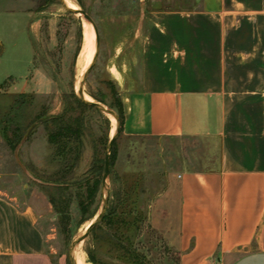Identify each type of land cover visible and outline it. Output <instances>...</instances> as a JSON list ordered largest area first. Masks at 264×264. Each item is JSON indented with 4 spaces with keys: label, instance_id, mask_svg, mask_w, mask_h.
Listing matches in <instances>:
<instances>
[{
    "label": "rangeland",
    "instance_id": "rangeland-1",
    "mask_svg": "<svg viewBox=\"0 0 264 264\" xmlns=\"http://www.w3.org/2000/svg\"><path fill=\"white\" fill-rule=\"evenodd\" d=\"M74 1L94 18L100 33V52L84 91L102 97L101 103L115 110L129 81L122 84L114 79L110 64L126 68L125 74L129 75L154 12L194 5V0ZM85 22L93 31L92 45L82 66L80 54L88 37ZM94 31L91 22L82 14L66 10L60 0H0V114L12 107L18 94H25L28 104L22 123L24 135L34 125L16 148L0 127V190L21 207H36L45 251L54 264H71V244L84 233L87 222L100 213L105 195L111 208L119 204L120 197L127 200L124 207L117 208L119 214L125 212L124 224L115 232L105 222L78 245L89 264H94L89 252L98 264H137L123 244L145 258L147 264H180L179 252L166 237L169 226L162 200L166 174L170 168L208 164L210 159L204 154L209 146L198 137L160 141L126 135L122 130L113 146L108 189L103 190L105 155L114 120L97 108L83 109L74 102L92 58ZM96 47L95 31V51ZM68 108V117L83 116L86 128L81 150L62 154L49 140L44 121ZM96 178L101 180L99 191L84 211L79 194L86 191L87 180L93 182ZM59 183L69 186L63 192L68 204L61 212L52 202V197H61V191L54 188Z\"/></svg>",
    "mask_w": 264,
    "mask_h": 264
},
{
    "label": "crops",
    "instance_id": "crops-1",
    "mask_svg": "<svg viewBox=\"0 0 264 264\" xmlns=\"http://www.w3.org/2000/svg\"><path fill=\"white\" fill-rule=\"evenodd\" d=\"M141 46L129 75L109 66L129 81L124 133L209 146L208 164L166 174V237L180 264H264V0L155 11ZM38 220L0 190V264H54Z\"/></svg>",
    "mask_w": 264,
    "mask_h": 264
},
{
    "label": "trees",
    "instance_id": "trees-1",
    "mask_svg": "<svg viewBox=\"0 0 264 264\" xmlns=\"http://www.w3.org/2000/svg\"><path fill=\"white\" fill-rule=\"evenodd\" d=\"M81 3V2H80ZM82 4V3H81ZM83 5V4H82ZM96 101L104 102L102 97H97L95 94L90 93ZM75 99V106L86 109L87 107L93 108L94 106L84 103L78 96V94L74 95ZM27 96L25 94H18L15 99L12 107L6 112L0 114V127L2 130V133L6 140L13 146L18 147V145L21 143L22 139L24 138V130L22 127L23 120L26 117V110H27V104L26 101ZM117 112L120 116V122H121V129L120 132L123 130L124 121H125V112H124V105L121 98L117 101ZM71 108H74L73 105H71ZM95 108V107H94ZM112 108V106H111ZM115 109V108H113ZM69 108L66 110V112L51 116L47 120L44 121V123L48 127V133H49V140L57 145L58 150L60 153L65 154L71 151L81 150V146L83 145V136L85 133V120L83 116H77V117H68ZM119 132V133H120ZM116 142V141H115ZM114 160V149H112V164ZM102 168V166H101ZM101 180L99 178H96L93 180H87L84 184L87 186L86 191L79 194V200L82 210L87 211L89 208V205L92 204L94 201L100 186ZM58 184V183H57ZM57 190H60L61 197L60 201L56 199L55 197H52V202L56 206V208L59 209V212L65 210V205L68 204V198L63 194L64 190H67L69 186L60 184L54 185ZM120 196V194H119ZM127 199V198H126ZM119 204H117L116 207H109L110 209H107L106 214L104 215L102 221L94 227L92 230V234L97 231V229L105 222L109 223L115 228V232H118L121 224H124V216L125 213L124 210L122 214H119L118 209L119 207H124L123 205L126 204L127 200L119 198ZM65 212V211H64ZM121 213V212H120ZM92 217V216H91ZM127 252H129V256L133 258L137 264H147L145 261V258H143L140 254L134 252L127 244L122 245ZM90 260L94 262V264H98L96 261V258L94 255L89 252Z\"/></svg>",
    "mask_w": 264,
    "mask_h": 264
},
{
    "label": "water",
    "instance_id": "water-1",
    "mask_svg": "<svg viewBox=\"0 0 264 264\" xmlns=\"http://www.w3.org/2000/svg\"><path fill=\"white\" fill-rule=\"evenodd\" d=\"M60 2L62 3V5L64 6V8L66 10H68L70 12L82 14L89 22H91L93 24V26L95 28V31H96L97 47H96L95 56H94L92 62L90 63V65L88 66V68L86 69V71L82 75V79H81L79 87L77 89V94H78L79 98L84 103L92 105L95 108H97V109H99V110H101V111H103V112H105L107 114H111L117 119L116 132H115L114 135H112L110 137V140L108 142L107 149H106V155H105V169H104V175H103V186H102V189L103 190H107L108 189V184H109V181H110V175H111L112 149H113L114 143H115V141H116V139H117V137L119 135L120 128H121L120 116H119L118 112L115 109H113L111 107H108L107 105L102 104L99 101H92V100L87 99L86 93L84 91L86 80H87L89 74L91 73L94 65L96 64V61H97V58H98V55H99V52H100V44H99L100 33H99V28H98L94 18L89 14V12L86 9L81 8V7L79 9L73 8L65 0H60ZM33 128H34V125L32 127H30L29 131L26 133V135L24 136L22 141L27 139L30 131ZM17 157H18V154H17ZM20 163H21V161H20ZM108 199H109V197H107L105 195L103 208L100 211V213L95 217V219L93 220L91 225L88 228H86L84 233H82L79 237H77L72 242L71 248H70V261H71V264H77V261H76V249H77L78 245L82 241H84L91 234V232L94 229V227L96 225H98L102 221L104 215L106 214V211H107V208H108Z\"/></svg>",
    "mask_w": 264,
    "mask_h": 264
},
{
    "label": "bare ground",
    "instance_id": "bare-ground-1",
    "mask_svg": "<svg viewBox=\"0 0 264 264\" xmlns=\"http://www.w3.org/2000/svg\"><path fill=\"white\" fill-rule=\"evenodd\" d=\"M66 1V0H65ZM73 4H70V3H68L67 1V3L71 6V7H73V8H76V9H79L80 8V6H79V4L76 2V1H74V0H70ZM85 24H86V26H87V29H88V37H87V35H86V38H85V42H84V49L82 50V52H81V54H80V56H81V59H82V66H83V62H84V58H85V56H86V54L89 52V50H90V48H91V45H92V27L88 24V22H85ZM95 31H94V48H93V52H92V58H91V61H90V63L92 62V60H93V58H94V56H95ZM90 63H89V65H90ZM88 65V66H89ZM88 66L86 67V69L88 68ZM82 69V68H81ZM86 69H85V71H86ZM84 71V72H85ZM83 72V73H84ZM82 73V72H81ZM86 97H87V99H89V100H92V101H96V99H94V97L93 96H91L90 94H87L86 93ZM111 115V114H110ZM111 118L114 120V127H113V135L115 134V132H116V124H117V119L113 116V115H111ZM93 222V220H89L88 222H87V224H86V228H88L90 225H91V223ZM76 261H77V264H89L88 262H87V259H86V257H85V254L83 253V252H80L78 249L76 250Z\"/></svg>",
    "mask_w": 264,
    "mask_h": 264
}]
</instances>
